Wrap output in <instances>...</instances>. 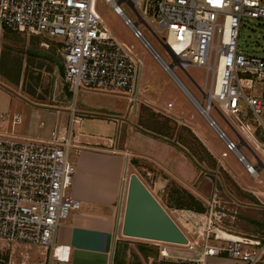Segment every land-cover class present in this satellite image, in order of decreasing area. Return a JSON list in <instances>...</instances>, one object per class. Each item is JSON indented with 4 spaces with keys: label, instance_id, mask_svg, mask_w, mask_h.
Returning a JSON list of instances; mask_svg holds the SVG:
<instances>
[{
    "label": "built area",
    "instance_id": "built-area-1",
    "mask_svg": "<svg viewBox=\"0 0 264 264\" xmlns=\"http://www.w3.org/2000/svg\"><path fill=\"white\" fill-rule=\"evenodd\" d=\"M105 1L142 46L146 50L151 48L153 58L174 82L173 76L177 77L172 72L173 64L182 69L192 65L210 70L211 85L203 105L207 107L208 124L217 126L209 115L214 101L217 111L229 119L233 128L246 134L257 151L264 152V147L258 146L252 135L241 106L242 102L252 118L263 126L260 115H264V57L244 55L237 44L242 20H264V0ZM120 2H126L135 12L136 22L125 16ZM94 3L95 0H0V27L27 36H61L63 79L72 91L85 87L122 92L127 96L132 113L140 93L141 58L132 45L124 47L111 34L96 13ZM139 12L148 14L150 21L156 23L157 28H149L154 35L158 27L165 30L161 42L172 64L162 60L137 28L139 22L148 27ZM212 53L213 64L210 65ZM254 84H258L257 91L245 95L243 89L252 88ZM12 119L13 122L19 120L17 115ZM77 121L71 107L69 126L57 127L48 139L20 136L0 129V252L7 245L24 243L51 248L48 264L67 262V248L56 245L54 238L59 224L67 219L71 210L79 207V201L68 193L75 170L69 152L77 148L78 136L72 129ZM216 132L225 149L245 171L257 176L260 165L258 162L250 164L240 153L238 147L242 141L236 144L221 129ZM214 196L215 193L207 202L209 217L214 215ZM224 215L222 212L217 216L219 223L211 231L229 233L222 225ZM215 235L223 242L222 246L215 247L216 252H224L227 258L240 264H257L264 257V241L253 236ZM205 253L212 254L210 249Z\"/></svg>",
    "mask_w": 264,
    "mask_h": 264
},
{
    "label": "rangeland",
    "instance_id": "rangeland-1",
    "mask_svg": "<svg viewBox=\"0 0 264 264\" xmlns=\"http://www.w3.org/2000/svg\"><path fill=\"white\" fill-rule=\"evenodd\" d=\"M95 11L110 30L111 34L124 46H133V51L136 52L142 61L141 78H140V93L136 99V110L127 113L125 111L128 105V99L122 92L116 93H94L79 91L75 95V103L77 108L82 106L83 112L90 113L91 116H82L78 124H73V130L93 137H113L117 133L124 130L122 124L117 119H111L114 116L117 118L125 116L129 122L150 127L151 130H162L167 136H172L174 140H178L180 144L192 146L193 154L207 173L216 172L219 175V185L215 188L210 196L215 193L214 199L216 202L213 207V214L209 217V212L196 213L199 215L193 218L185 213V209H176L171 206H166L167 190H155V196L159 202L166 208L170 216L182 229L188 237L190 244L179 245L171 244L175 249L176 257H198L206 252L211 247H219L223 242L217 239L215 233L211 231L219 223L217 217L220 213L225 212L226 215L222 225L229 233L242 234L243 236H251L250 231L241 229L234 224V221L229 214L233 212L237 206V198H242V194L247 193L242 191L231 178L228 172L224 169L220 161L216 157H212L207 153L205 144L200 136L204 135L213 148L220 153L225 151L227 157L223 158L227 166L233 171L243 174V166L236 160L235 156L225 149L224 143L218 137L214 127L208 124L205 116L198 110V106L187 98L183 91L176 85L173 79L161 68L158 62L153 58L149 50H146L140 41L136 39L131 30L123 23L122 19L113 12L111 6L105 0H95ZM119 7L131 22L137 21V15L126 2H120ZM141 14V12H139ZM148 27L139 22L137 28L148 41L153 50L162 58L166 64H172V58L168 54L165 46L162 44V38L165 37V30L158 27L155 35L149 30L157 28L155 22L150 21L148 14H141ZM61 36L49 35H23L8 28L0 27V84L4 88H0V102L14 101L17 110L22 111V117L34 119L37 124L43 122L41 130L49 129L48 125L53 119V116L47 110H38L33 116L30 114L34 107L31 99H34L28 92H37L38 98L42 96L43 101L47 105L64 106L73 99V91L71 87L65 83L63 79V60L61 55ZM238 50L244 55H256L264 57V20L245 18L241 22L238 33ZM24 62V67H23ZM210 65L213 64V53L209 60ZM22 67V68H21ZM23 69L22 72H20ZM172 72L184 84L194 98L204 106L207 102L206 94L211 85V71H206L204 68L196 66H187L185 69L180 68L177 64L172 65ZM24 73V76H23ZM23 76V88L17 87L16 78ZM5 82V83H4ZM258 84H254L252 88H244L245 95L256 92ZM124 95H122V94ZM213 101V100H212ZM29 102V103H26ZM83 105H82V104ZM172 103L170 107L168 104ZM215 106V107H213ZM213 106L209 110L210 117L215 121L217 126L236 144L240 139L246 145L239 147L240 153L252 165L256 164V157L264 164V154L262 151H257L252 143L239 130L233 128L229 119L224 118L216 108L217 104L213 101ZM243 117L249 123L252 135L258 142V146L264 147V115L261 114V122L263 126L255 121L249 114L245 105L241 102ZM0 112L4 110L1 109ZM22 109V110H21ZM110 116V117H105ZM128 124V123H127ZM128 126V125H126ZM126 134V132H125ZM248 137V136H247ZM82 139H85L82 135ZM252 142V140H251ZM262 143V144H260ZM254 152V153H253ZM72 152L70 151V157ZM193 163V162H192ZM153 163L149 160H126L127 172H140L154 180L153 178ZM195 172H201V168L194 165ZM214 170V171H213ZM148 172V174H147ZM264 176V168L260 171ZM255 176L250 175V181L255 182ZM257 181V180H256ZM153 186V182L149 184ZM234 194L237 196L235 197ZM250 194V193H249ZM209 199V201H210ZM264 203H261V206ZM242 210H245L241 206ZM255 211L264 210L262 207H250ZM241 209L238 211L241 212ZM257 211V212H258ZM192 213V214H193ZM246 231V232H245ZM220 236V235H219ZM225 236V235H223ZM264 241V234L258 238ZM136 240V239H133ZM148 242V241H147ZM130 244H138L130 243ZM162 244V243H160ZM168 244V243H167ZM51 257V248H40L35 245L24 243H13L7 245L0 252V264H48ZM257 264H264L263 259Z\"/></svg>",
    "mask_w": 264,
    "mask_h": 264
},
{
    "label": "crops",
    "instance_id": "crops-1",
    "mask_svg": "<svg viewBox=\"0 0 264 264\" xmlns=\"http://www.w3.org/2000/svg\"><path fill=\"white\" fill-rule=\"evenodd\" d=\"M22 71L23 69L20 72ZM23 76L19 75L15 79L19 88H23ZM0 88L5 89L2 84ZM79 91L106 94L117 92L81 87L76 92H72L74 98L70 97L68 105L56 106L45 104L42 96L37 99V92L32 90L28 92L34 97L31 99L33 102L31 106L34 109L30 114L33 116L37 113V109L49 111L53 116L48 125L49 129L41 130L43 122L35 124L31 116L22 117V111L19 112L16 108L18 105L11 100L5 101L4 104L0 102L1 109L4 110L0 112V129L20 136L48 139L57 127L69 126L71 107L74 108L78 117L77 123L74 124L80 123L82 116L90 114L83 112L82 106L77 108L74 100ZM127 110L128 105L125 108L126 113ZM13 115L18 116L17 122H13ZM110 118L115 119V122L119 119L118 122L122 124V129L125 127L126 134L122 130L113 137L91 138L74 131L78 136L77 144H75L77 148L70 150L72 152L70 158L74 162L75 170L68 193L79 201V207L71 210L67 219L59 224L54 238L56 245L67 248L68 260L65 264H240L237 260L227 258L224 252L218 251L212 254L204 252L195 258L187 255L176 257V251L170 243L160 244V242L129 238L120 234L125 199V189H122L123 179L129 174L126 160L143 159L153 163L154 180L149 177V183L146 175L144 177L140 172L135 173L154 195L156 189L168 192L171 187L183 188L200 200L205 208L204 212L207 211V202L209 203L213 190L219 185V175L217 172L216 174L215 172L207 173V170L196 159L195 154L190 151L192 146L182 145L172 136L151 130L150 127L134 125V123L129 126L125 116ZM82 135L85 139H82ZM200 136L207 147L205 148L207 153L220 161L224 172H228L237 184L238 191L239 189L244 190L255 198L256 203L251 205L235 199L237 206L229 217L234 221L239 213L238 208L240 210L244 205L245 207L264 208L261 206V203H264V176L260 172L264 164L261 161L258 162V157L255 155L256 162L260 165L257 176H255L257 181L251 182L250 175L245 169V172L240 174L233 172L227 166L223 159L227 157V154L226 156L221 155L225 152L224 150L218 153L202 133ZM241 145L246 144L242 141ZM262 153L264 154L263 151ZM194 165L201 168V172H195ZM151 182H153L152 187L149 185ZM135 242L138 244H130Z\"/></svg>",
    "mask_w": 264,
    "mask_h": 264
},
{
    "label": "water",
    "instance_id": "water-1",
    "mask_svg": "<svg viewBox=\"0 0 264 264\" xmlns=\"http://www.w3.org/2000/svg\"><path fill=\"white\" fill-rule=\"evenodd\" d=\"M199 105L201 112L207 114V107L202 103ZM216 128L220 130L218 126ZM124 188V209L120 223L122 236L170 244H188V237L135 172L128 174L126 182H123L122 189ZM185 213L193 218L191 211L185 210Z\"/></svg>",
    "mask_w": 264,
    "mask_h": 264
},
{
    "label": "trees",
    "instance_id": "trees-1",
    "mask_svg": "<svg viewBox=\"0 0 264 264\" xmlns=\"http://www.w3.org/2000/svg\"><path fill=\"white\" fill-rule=\"evenodd\" d=\"M161 131L157 130V132L165 134ZM234 196L236 197L237 195L234 194ZM242 196V198H237L238 202H246L250 203V205L256 203L255 198L249 193L242 194ZM166 201V206L176 209H185L198 213H203L205 209L200 200L183 188L171 187L168 189ZM244 209H241V212L236 215L234 224L241 229L250 231L249 235L251 236L261 237L264 234V210H257V212L250 207H244Z\"/></svg>",
    "mask_w": 264,
    "mask_h": 264
},
{
    "label": "bare ground",
    "instance_id": "bare-ground-1",
    "mask_svg": "<svg viewBox=\"0 0 264 264\" xmlns=\"http://www.w3.org/2000/svg\"><path fill=\"white\" fill-rule=\"evenodd\" d=\"M149 50H150V52L151 53H153L152 51H151V48H148ZM173 78L175 79V82L178 84V86L180 87V89L183 91V93L187 96V98L194 104V106L196 107V105L199 107L198 108V110L201 112L202 110H201V108H200V105H199V103H198V101H195L194 99L195 98H193L192 97V94L189 92V90L184 86V84L180 81V80H178L177 78H175L174 76H173ZM196 104V105H195ZM197 108V107H196ZM202 113V112H201ZM204 116H205V118H206V112L205 113H202ZM214 127V129H215V131L217 130V128L215 127V126H213ZM193 213V212H192ZM192 215H194L195 217H197V216H199V215H196V213H193ZM225 231H223L222 233H220V232H217V235L219 236V235H225L227 238H233L234 236L232 235V234H229V233H224ZM210 251H211V253H214V252H216V248H214V247H211L210 248ZM60 255L61 256H63L62 255V253H60Z\"/></svg>",
    "mask_w": 264,
    "mask_h": 264
}]
</instances>
